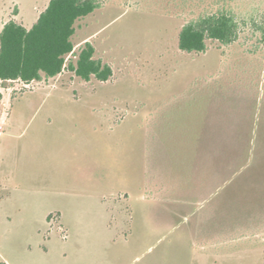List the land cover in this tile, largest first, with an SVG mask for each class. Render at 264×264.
<instances>
[{
    "label": "rangeland",
    "instance_id": "rangeland-1",
    "mask_svg": "<svg viewBox=\"0 0 264 264\" xmlns=\"http://www.w3.org/2000/svg\"><path fill=\"white\" fill-rule=\"evenodd\" d=\"M100 1L67 60L90 41L108 80H0V264H264V0L203 53L180 31L224 3Z\"/></svg>",
    "mask_w": 264,
    "mask_h": 264
},
{
    "label": "trees",
    "instance_id": "trees-1",
    "mask_svg": "<svg viewBox=\"0 0 264 264\" xmlns=\"http://www.w3.org/2000/svg\"><path fill=\"white\" fill-rule=\"evenodd\" d=\"M214 12L187 22L179 34V47L186 52L203 53L207 39L230 44L238 37L239 22L230 0ZM101 6L100 0H50L32 27L12 18L0 31V80H18L26 84L58 76L65 67L84 80L92 76L106 81L113 75L110 64L95 58V46L86 41L76 63L68 62L74 53L76 22ZM264 40V32H263Z\"/></svg>",
    "mask_w": 264,
    "mask_h": 264
},
{
    "label": "crops",
    "instance_id": "crops-1",
    "mask_svg": "<svg viewBox=\"0 0 264 264\" xmlns=\"http://www.w3.org/2000/svg\"><path fill=\"white\" fill-rule=\"evenodd\" d=\"M28 28V27H27Z\"/></svg>",
    "mask_w": 264,
    "mask_h": 264
}]
</instances>
